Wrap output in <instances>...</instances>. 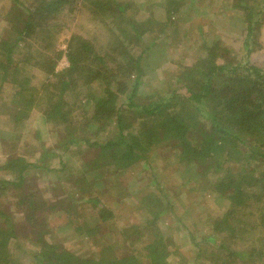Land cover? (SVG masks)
I'll return each instance as SVG.
<instances>
[{
    "label": "trees",
    "instance_id": "1",
    "mask_svg": "<svg viewBox=\"0 0 264 264\" xmlns=\"http://www.w3.org/2000/svg\"><path fill=\"white\" fill-rule=\"evenodd\" d=\"M12 1L17 6V0ZM35 2L40 6L34 14L41 18L52 17L63 4H68L65 10L77 3L85 6L96 24L103 27L97 31H103L105 37L102 39L96 32L92 37L71 33L63 40L64 49H59L55 45L59 29H49L44 34L34 32L35 16L31 10L27 9L24 17L21 13L10 17V9L0 30V83L11 86L10 93L0 90V120L8 122L7 129L0 128V135L20 138L18 132L14 133L15 126L28 119L24 135H28L26 139L32 146L40 143L39 132L32 130L39 113L40 121L49 128L64 125L62 129L68 136L62 141L61 150L53 155V168L48 169L58 179L57 187L62 188L64 180L70 179L80 195L96 186L91 171L98 172L95 180L102 187L99 179L103 169L119 175L129 169L138 175L148 168L153 170L156 189L147 190L141 199L146 215L142 224L117 229L114 243L99 242L97 252L87 253L55 244V238L45 227L37 195L40 192H19L14 209L17 214L0 208V264H19L13 251L23 250L19 244L22 241L28 251L23 253L31 254L35 264H142L143 260L149 264H172L167 260L170 253L179 257L175 264L187 262L178 249H169L171 237L158 230L155 215L159 208L189 234L194 248L192 264H203L196 261L200 257L208 259L204 264H264V65L255 66L247 59L255 47L261 46L257 39L264 25V0H227L229 15L219 18L216 13L213 20L206 15L205 24L211 30L222 29L231 35L233 28L225 23L230 16H240L246 31L241 35L237 31L234 36L244 48L243 55L233 53L219 38L204 39L197 47L202 50L197 56L178 64L177 80H166L161 74L154 78L156 87L168 81L166 90L154 99L147 95L149 99L144 102H140L138 86H151L145 80L157 72L167 51L159 48V35L152 31L161 23L159 33L166 29L164 34L172 37L168 30L174 23L173 16L180 13L182 0L147 2L149 7L157 6L165 12L161 22L154 21L156 16L151 8V15L138 14L134 7L139 2L135 0H28L29 4ZM200 29L197 27L198 32ZM147 40L151 41L149 45ZM167 44L169 48L171 43ZM46 46L50 47L49 54L42 52ZM132 48L138 51L134 53ZM62 56L68 64L57 70L54 65ZM28 65L35 72L30 74L29 70L23 75L24 66ZM32 78L38 83L31 84ZM5 104L11 108L6 118V112H2ZM78 113L84 117L82 122L64 124ZM126 114L132 119L128 121ZM84 123L88 129L89 125L98 126L96 130L113 124L116 130L105 139L89 141ZM33 138L36 140L32 143ZM158 144L159 149L155 150ZM79 146L90 149L91 159L70 166L63 155H67L69 148ZM37 150L32 148L31 153L39 160ZM152 151L155 158L151 160L148 155ZM29 163L15 154L0 160V169L7 171L6 177L0 178V198L7 190L14 195L15 189L25 182L28 169L37 168ZM79 166L92 170L79 175ZM171 166L180 176L173 184L166 181ZM199 178V187L221 208L220 214L206 212L201 200L190 198L188 193L197 190L194 184ZM181 195L187 196L185 202ZM85 203L95 208L96 214L90 211L92 219L101 221L76 226L79 235L88 239L113 214L104 203L100 205L99 198L84 199L82 206L87 207ZM70 209L76 211L74 204L64 205L62 212L68 214ZM14 216L25 219L17 222ZM186 221L188 225L184 224ZM198 227L207 230L199 240ZM253 230H257L256 235H252ZM133 233L139 234L138 240L126 244ZM142 237L144 240L137 245ZM209 241L210 248L204 251L200 244ZM143 242L146 243L142 245Z\"/></svg>",
    "mask_w": 264,
    "mask_h": 264
},
{
    "label": "rangeland",
    "instance_id": "2",
    "mask_svg": "<svg viewBox=\"0 0 264 264\" xmlns=\"http://www.w3.org/2000/svg\"><path fill=\"white\" fill-rule=\"evenodd\" d=\"M135 1L139 2L134 7V10H136L138 14H142V16H148L152 14L151 10L149 9L151 7L147 5V2H152L153 0H148L146 3L144 2L146 0ZM16 5L17 6L14 7V3L12 0H0V30L5 24L4 21L8 19V11L10 9V17H14L16 16L15 14L19 13H21V15L24 17L27 13V9H29L36 17V19H34L35 17H33L34 32L36 31L44 34V32L48 31L49 29L50 31L59 29L60 32L57 34L59 40L55 42V45L59 49H64L63 40L71 33L81 34L85 37H92L95 36L96 32L100 34V37L102 36V39L105 37L103 31H97V28L101 25L96 24V19H92L93 16L90 15L91 12H89V10L85 8V6H81L78 3L71 8L69 5L66 10L65 8L68 4H63V6L60 7V9L53 15L56 16L55 18H53V16L49 18H41L39 16H36L34 12L35 9L40 6L39 2L29 4L28 0H17ZM151 9L153 10L152 12L154 16H156L154 17V21L161 22L162 20L159 19L161 18V16H164L165 12L157 6H152ZM179 10L180 13L173 16L174 23L171 24L170 31L168 30L169 34L172 35V37L168 38L164 34V32H167L166 29L160 31L159 33L161 23H159V26H156L152 31L153 34L157 33L159 35V38L156 40V43L159 42V48H165L167 49V51L165 54V59L162 60L157 72L152 73L149 76L148 80H145V82L148 81L151 86L146 87L144 84H140L138 86L137 94H139L138 96L141 99L140 102L148 101L149 97L147 95L149 94L154 99L157 95L162 93L160 91L166 90L168 81H165L164 83H161L158 87H156V80H154V78H156V76H158L159 74L164 76L166 80H168V78L170 81L177 80L179 73L178 64H183L185 60H190L193 57L197 56L199 52L202 51H199V48L197 47L202 43L204 39L211 40L213 38H219L223 42V45L229 48V50H232L233 53L239 55H243L244 53L243 46L240 44L239 40H235L234 36L237 34V31L241 35V33L245 30V23L240 20V16H230L227 23H225L226 27L230 26L233 28V30H230V32L233 33L232 35L226 33L222 29L211 30L208 24H205V22L208 20L206 18V15L208 17H211L210 20H213V15H215L216 13H219V18L230 14L231 9H229V6L227 5V0H182V5H180ZM195 10L198 11L192 13ZM129 11L131 10L129 9ZM201 14L204 15L200 16ZM102 18L106 21V15H103ZM197 27H201L200 32L197 31ZM183 33L184 35H182ZM34 35L35 34H32V36ZM27 40L30 41L31 37L27 38ZM150 42V40H147L145 43L149 45ZM167 42L171 43V46L169 48ZM257 42L258 44L260 43L261 46L255 47L248 54L247 59L251 64L261 67L264 65V25L260 29ZM132 50H134V53L138 51V49L135 48H132ZM42 52L49 54L50 47H44L42 49ZM67 64L68 63L65 56H62L60 59L56 60L54 67L58 70L66 67ZM24 71L25 73H22L23 75L28 74V71L31 72L30 74H34L35 72L31 69L30 65L24 66ZM36 75L37 74H35V76ZM37 81V79L32 78L31 84L34 82L38 83ZM0 90L4 94L8 92L10 93L11 86L9 87L6 83L2 82L0 83ZM148 90L149 92H147ZM5 105L7 110L5 109V107H3L2 112H6V114L3 115L2 113V115L6 118V115L9 113L11 108H8V104ZM78 114V116H73L71 119H68L64 124L73 125L74 123L82 122L81 120H84V117H82L80 113ZM39 117V113L38 117L37 115H35L36 122L32 125V130L38 131V135L41 137V142L36 145L32 146L30 140L26 139L28 135H24V132L26 133L27 130L28 119L22 120L20 124L17 123L15 126L16 129H14V133L18 132V134H20L22 137L20 136V138L15 140L13 137H11V135L10 137H3L2 135H0V160L10 154H15L17 155V157L22 156V158H24L26 162H31L32 164H35L37 166V168L30 167L28 169L29 171L26 174L25 182L23 183V185L19 186L20 188L15 189L16 193L14 195H9L11 191L7 190V194L0 198V208L8 214L9 212H12V215L17 214V211V213L14 212V209L17 208L15 207L16 197L18 196L17 194L19 192H23V194H25L28 191H39L40 193H42H37V195L39 197V202L41 203L40 206H42V212H44L45 227L51 232L50 235H53V237L55 238L53 239L55 241V244L61 246V248H65L77 253H87L94 251L97 252L99 250L97 245L99 242L104 241L106 243H114V240L118 238L117 229L127 226H135L136 224H138L139 226L140 224H142L146 215L144 214L145 211L143 210V207H141V199L143 198V195L147 190L153 191L156 189V187L154 186L155 179H153V170L146 168L144 171L139 172L138 175L140 176L137 177L138 175L134 173L133 170L129 171V169L125 173H121L120 175L112 173V171H105L106 169H103L104 172L99 179V182L102 183L101 187L95 180L98 178V176L96 175V173H98L97 171H91L92 169H88L89 166H84V168L79 166L78 169H82V173L80 170L77 172L79 175H87V171H91L90 175L93 179V184L96 185L95 187L88 188L87 191L81 193L80 195L78 194L77 188H73V185L71 184L72 181L70 179L64 180L62 188L57 187L58 185L56 180L58 179L55 177L54 172L48 171V169L51 167L53 168L55 160V156L53 155L57 154L61 150L62 141L68 138V136L64 134V131L62 129L65 127L64 125L51 126L49 128L47 124H44L43 121H40L42 120V118L39 119ZM126 117L128 121L132 119L131 117H129V114H126ZM135 117L140 118L138 115H135ZM73 121L74 123H72ZM6 126H8V122L5 120H0V128H2V130L3 128L7 129ZM12 126L14 127V124ZM82 127L86 130L89 136V141H99L105 139L106 136H112L116 130L113 124L107 125L105 129L101 130H96L98 126L95 128L90 125L89 127L91 129H88L85 123ZM53 128L59 129V131L54 129L53 134ZM2 130L1 132H3ZM35 140L36 139L33 138L32 143ZM32 148L38 149V155H40L39 160H37V158L34 159V157L32 156ZM157 149H159V144L155 146V150ZM91 156L92 152L88 147L85 146H79L77 148L71 147L69 148V152L67 153V155H63V157L69 159L70 166L74 164L77 165L83 161H88L89 159H91ZM154 158L155 151H152L148 155V159L152 160ZM31 163L29 164L31 165ZM157 163H159L158 160ZM172 169L173 166H171V170H168L166 174V176H168V179H166V181L168 180V182H170L171 184H173L174 182H178L180 179V176L176 173L175 170ZM6 175L7 171L0 169V178L6 177ZM101 178L104 181H102ZM90 181L91 184L92 180ZM201 184L202 178H199L197 180V183L194 184V188H197V190L188 193L190 195V198L196 197L198 200H201V203L205 206L206 212L214 215L220 214L221 208H218L216 204L212 203V201L208 199L207 194L204 193L205 191L201 187H199V185ZM74 193H76V195ZM158 195H156V197ZM20 197L22 198L23 195L19 196L18 198ZM90 197L99 198V200L101 201L100 205L104 203L108 207L109 212L113 215L112 218L102 222L104 226L98 232H95V234L90 238L84 239L81 235H79V230H76L77 225L86 223L92 224L95 221L96 223L98 221V223H101L100 219H96L95 221L92 219L94 215H92L90 211L96 214L95 208H91L88 203H85V206L87 207L82 206V202L84 201V199ZM120 197L122 198L119 199ZM181 197L182 201L185 202V197L187 196L184 197L183 195H181ZM72 204H74L76 208L75 212H73L71 209L69 210L68 214L62 212L64 205L70 207ZM148 217L151 220V216L148 215ZM14 218L17 222L23 221L25 219L24 216H20V218L14 216ZM255 219L257 220L258 216H256ZM155 220L158 230L162 231L161 233L165 235V237H171L172 243L169 246V249H178L179 252H181L185 256L188 261L182 264H192L191 257L194 255V248L189 241V234L186 232V230L179 226H176L177 223L175 222L173 217H171L169 214H166V212L164 211L161 212V208L158 209L155 215ZM188 222L189 221H186L184 222V224L188 225ZM203 222L204 220L202 219V223ZM202 223L200 226L203 225ZM198 228L200 231L197 235V240H199L200 236L205 237V231H207L202 227ZM252 233V235H256L257 230H253ZM133 235L134 237H132L131 239H126V244L129 245L131 244L130 241L134 240L132 242L135 243L138 240H136V237L139 234L133 233ZM139 239L141 241L136 243L137 245L144 240V237ZM22 242L25 243L24 241ZM23 243H19L23 247L22 251L12 250L13 254H15V258L18 260L19 264H35V262L30 257L31 254L23 253L28 252L26 248L24 249V246L26 244L22 245ZM145 243L146 242H143L142 245ZM211 243L212 242L209 241L206 244H200V247L205 251L207 247L210 248L209 245ZM259 243L260 242H257V245H259ZM208 251L209 249L207 250V252H205L206 256H208ZM178 259V256H172L170 253L167 260L168 262H171L172 264L174 262L175 264ZM196 261H200L203 264L209 262L208 259H204L202 257L198 258ZM142 264H149V262L147 260H143Z\"/></svg>",
    "mask_w": 264,
    "mask_h": 264
}]
</instances>
